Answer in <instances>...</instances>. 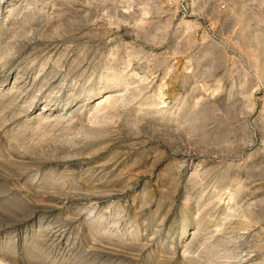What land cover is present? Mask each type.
I'll return each instance as SVG.
<instances>
[{
    "label": "rangeland",
    "instance_id": "obj_1",
    "mask_svg": "<svg viewBox=\"0 0 264 264\" xmlns=\"http://www.w3.org/2000/svg\"><path fill=\"white\" fill-rule=\"evenodd\" d=\"M0 262L264 264V0H0Z\"/></svg>",
    "mask_w": 264,
    "mask_h": 264
},
{
    "label": "bare ground",
    "instance_id": "obj_2",
    "mask_svg": "<svg viewBox=\"0 0 264 264\" xmlns=\"http://www.w3.org/2000/svg\"><path fill=\"white\" fill-rule=\"evenodd\" d=\"M108 77H109V76H108ZM112 80L117 81V80H119V78H118L117 75H114L113 78L111 79V81H112ZM112 101H113V102H112ZM109 102L112 103V104H114V103H115V100H110ZM149 105H150V104H149ZM0 263H1V262H0ZM1 264H2V263H1Z\"/></svg>",
    "mask_w": 264,
    "mask_h": 264
}]
</instances>
